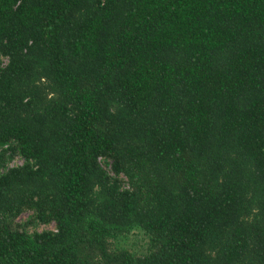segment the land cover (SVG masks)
Returning <instances> with one entry per match:
<instances>
[{
	"label": "trees",
	"instance_id": "16d2710c",
	"mask_svg": "<svg viewBox=\"0 0 264 264\" xmlns=\"http://www.w3.org/2000/svg\"><path fill=\"white\" fill-rule=\"evenodd\" d=\"M0 264H264V0H0Z\"/></svg>",
	"mask_w": 264,
	"mask_h": 264
},
{
	"label": "rangeland",
	"instance_id": "374dc122",
	"mask_svg": "<svg viewBox=\"0 0 264 264\" xmlns=\"http://www.w3.org/2000/svg\"><path fill=\"white\" fill-rule=\"evenodd\" d=\"M2 60L4 61L5 58L1 57ZM15 162H18L17 158L15 159ZM28 215L27 212L22 213L19 218L18 221H23L26 216ZM53 229L54 225L53 223L48 224V225H40L38 226V229ZM29 229H32L31 227H29ZM147 237L143 234L142 231L140 230H134L132 231L128 238L126 239V241H124L123 245L126 246L127 248H129L131 251H134L136 253H141L144 252L146 250V246H147Z\"/></svg>",
	"mask_w": 264,
	"mask_h": 264
},
{
	"label": "built area",
	"instance_id": "2783aa9c",
	"mask_svg": "<svg viewBox=\"0 0 264 264\" xmlns=\"http://www.w3.org/2000/svg\"><path fill=\"white\" fill-rule=\"evenodd\" d=\"M6 61V59L4 60V62ZM18 160V162H15V160L14 161H12L9 165H10V167L11 166H13V165H15V164H21L22 163V160L21 159H17Z\"/></svg>",
	"mask_w": 264,
	"mask_h": 264
}]
</instances>
